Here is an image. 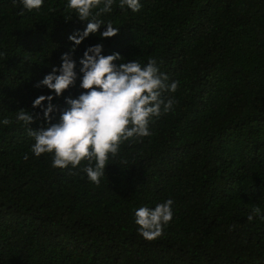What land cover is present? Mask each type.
<instances>
[{"label":"trees","instance_id":"1","mask_svg":"<svg viewBox=\"0 0 264 264\" xmlns=\"http://www.w3.org/2000/svg\"><path fill=\"white\" fill-rule=\"evenodd\" d=\"M118 2L99 17L118 34H90L72 58L101 43L105 55L155 59L177 88L162 93L173 105L150 135L121 144L94 185L34 157L16 120L40 111L31 103L49 90L34 85L86 22L69 19L66 0L32 12L0 0V264H264V0H140L135 13ZM167 199L172 220L142 239L134 210Z\"/></svg>","mask_w":264,"mask_h":264},{"label":"clouds","instance_id":"2","mask_svg":"<svg viewBox=\"0 0 264 264\" xmlns=\"http://www.w3.org/2000/svg\"><path fill=\"white\" fill-rule=\"evenodd\" d=\"M43 3L44 0H13L24 12L39 10ZM114 3L115 0H66L69 19L74 16L86 24L68 35L71 47L60 55L59 66H52L34 85L49 90L31 103L40 111L34 116L21 109L16 115L32 138L30 151L34 157L49 154L51 168L66 169L70 175L76 174L73 170L82 171L94 185L105 177V166L118 156L121 144L150 135L153 118L167 113L173 105L172 99H162V93L175 92L177 88L175 81L167 83L168 77L160 72L155 59L141 63L125 60L118 52L105 55L101 43L86 47L78 62L72 58L71 52L90 34H98L101 40L118 34L119 29L111 22L99 19L112 12ZM117 6L133 13L141 8L140 0H119ZM100 29L103 30L98 32ZM73 86L80 90L78 95L65 96L64 107L57 108L53 99ZM41 119L43 124L33 130L30 125ZM172 205V199H167L154 207L136 208L133 223L137 234L147 241L160 237L173 218ZM253 212L259 214L260 209Z\"/></svg>","mask_w":264,"mask_h":264}]
</instances>
